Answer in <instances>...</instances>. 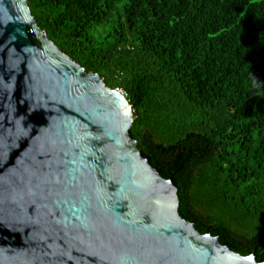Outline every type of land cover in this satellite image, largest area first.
Instances as JSON below:
<instances>
[{"label": "trees", "instance_id": "obj_1", "mask_svg": "<svg viewBox=\"0 0 264 264\" xmlns=\"http://www.w3.org/2000/svg\"><path fill=\"white\" fill-rule=\"evenodd\" d=\"M134 112L130 137L201 234L264 263V0H27Z\"/></svg>", "mask_w": 264, "mask_h": 264}, {"label": "water", "instance_id": "obj_2", "mask_svg": "<svg viewBox=\"0 0 264 264\" xmlns=\"http://www.w3.org/2000/svg\"><path fill=\"white\" fill-rule=\"evenodd\" d=\"M125 94L0 0V264H264L179 215Z\"/></svg>", "mask_w": 264, "mask_h": 264}]
</instances>
